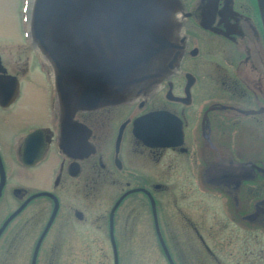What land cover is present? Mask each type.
<instances>
[{
    "label": "flooded vegetation",
    "instance_id": "1",
    "mask_svg": "<svg viewBox=\"0 0 264 264\" xmlns=\"http://www.w3.org/2000/svg\"><path fill=\"white\" fill-rule=\"evenodd\" d=\"M178 2L174 18L182 50L177 67L144 94L75 111L69 125L73 135L67 139L72 154L59 148L52 79L50 86H30L26 79L33 65L27 48L10 44L0 49L5 73L17 85L13 101L0 105V264H32L34 253V264H47L49 237L56 231L61 264H99L101 234L110 247L108 254L102 251L103 258L121 264V242H131L132 195L148 203V227L166 264H264V0ZM44 63L42 70L48 67L51 76ZM27 109L41 119L28 123ZM156 110L181 121L180 145L150 147L133 135L135 119ZM30 133L31 153L22 157ZM5 150L15 152L7 164L1 156ZM35 151L40 154L29 160ZM182 181L196 191L174 194L161 187ZM103 183L114 190L102 211L91 195ZM138 188L149 193L154 209L146 192H130ZM160 190V201L167 193L175 213L159 212L155 194ZM212 199L219 202L217 213L211 210ZM116 203L113 248L109 214ZM199 208L204 212L200 219L187 213ZM216 231L221 256L209 247Z\"/></svg>",
    "mask_w": 264,
    "mask_h": 264
},
{
    "label": "water",
    "instance_id": "2",
    "mask_svg": "<svg viewBox=\"0 0 264 264\" xmlns=\"http://www.w3.org/2000/svg\"><path fill=\"white\" fill-rule=\"evenodd\" d=\"M29 3L27 29L32 43L51 67L60 115L59 148L64 154L73 152L67 139L73 135L69 125L75 111L119 104L133 92L144 94L180 61L182 46L176 38L179 23L174 18L180 7L178 0H29ZM191 83L188 80L185 88ZM16 90V78L5 73L0 61V105L12 102ZM132 132L150 147L182 143L181 121L165 110L138 117ZM33 135L25 137L22 157L30 155L28 143ZM38 152L29 160L36 159ZM84 152H90L86 144ZM3 182L0 160V188ZM138 190L149 195L140 188L130 192ZM149 199L154 209L150 195ZM54 200L52 216L57 208ZM117 203L109 214L113 248L112 212ZM34 258L35 253L32 264Z\"/></svg>",
    "mask_w": 264,
    "mask_h": 264
},
{
    "label": "rangeland",
    "instance_id": "3",
    "mask_svg": "<svg viewBox=\"0 0 264 264\" xmlns=\"http://www.w3.org/2000/svg\"><path fill=\"white\" fill-rule=\"evenodd\" d=\"M26 2L27 0H0V49L10 44H14V45L16 44L19 46L26 47L27 48L26 52L28 53V56L30 57L31 63L33 65L31 66V70L29 71L28 77L26 79L29 80V85L32 86V85L42 84V85L50 86L51 76L49 73V69L47 67L46 69L47 72L44 73L42 69L43 66L45 67L44 65L45 63L41 55L37 51V49L28 39L27 34L25 33V31L27 30V22L24 17L25 14L24 9L26 6ZM26 92L24 93V88H23V96H27ZM44 102H46V100ZM153 104H155L154 101H152L150 105ZM15 111L16 108L13 109V111H9L8 113H6V115H10L11 112H15ZM1 114L2 112H0V115ZM34 115L35 113H31L27 109L25 111L24 117L27 118L28 123L33 121L38 122V120H40L41 118L40 117L36 118ZM0 141H2V134H0ZM1 156L5 160V163L7 164V160H11V161L13 160L15 156V152L12 150H5L1 152ZM10 182L11 179L9 180V183ZM182 182H177L175 184L161 183V187H165L166 192L168 191L174 194L180 193V191L182 192L189 191V193H191L190 191H196L190 186H188L187 182L185 181ZM113 190L114 189L109 184H105V183L100 184V186L97 187L96 192L93 195H91L92 201L95 202L93 203V205L100 206L101 210L103 211V207L106 206L108 199L112 194ZM162 191L160 190L155 194V197L158 199L159 202L158 204L159 212L163 215L169 214L171 212L175 213L174 209H172L173 204L171 203L173 199L170 198L167 193H165L164 201H160ZM130 201L132 205H135L132 209L133 212H132L131 242L129 245L128 244L124 245V243L121 242L120 263L121 264H166L162 259L163 253L157 242L155 234L151 230V228L148 227V225L151 224L149 221L150 217H149L148 203L146 201L144 202L143 197H141L140 195H132ZM210 207H212L211 210L213 213L214 212L217 213L218 212L217 209L220 207L219 202L216 204L215 201H213L212 199ZM187 213L195 214V216L198 219H200V217L203 215L204 212L202 208L201 209L199 208L198 210L189 209ZM143 224H146L147 227L143 226ZM166 233L167 235H169L170 233L172 234V231L169 230ZM183 233L182 236L184 235ZM212 234L213 235L211 242H209V247L212 249V251L215 254L221 256V254L223 253V248L220 246L221 245L220 232L216 231V232H212ZM49 238L53 241V243L49 250L50 254L47 264H61L60 261L61 248L58 243V241L60 240V233L57 231L52 232ZM104 238L106 239L107 237L103 236L102 234L99 237L101 241L100 248L103 251V253L108 254L110 251V247L108 241L105 242V244L102 242ZM169 243L171 246L170 249L173 248L175 249L176 247L175 240H171L169 241ZM184 250H186V248ZM102 251L100 252L99 264H102L103 262L107 264L108 259L103 258ZM108 263L110 264V261Z\"/></svg>",
    "mask_w": 264,
    "mask_h": 264
},
{
    "label": "bare ground",
    "instance_id": "4",
    "mask_svg": "<svg viewBox=\"0 0 264 264\" xmlns=\"http://www.w3.org/2000/svg\"><path fill=\"white\" fill-rule=\"evenodd\" d=\"M29 8H30V3H29V0H27V4H26V13L28 12Z\"/></svg>",
    "mask_w": 264,
    "mask_h": 264
}]
</instances>
